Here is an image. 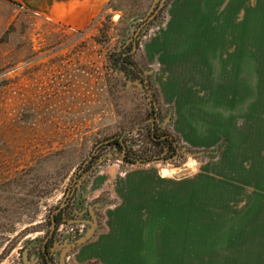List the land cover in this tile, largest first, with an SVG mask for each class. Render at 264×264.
<instances>
[{
	"label": "rangeland",
	"instance_id": "rangeland-1",
	"mask_svg": "<svg viewBox=\"0 0 264 264\" xmlns=\"http://www.w3.org/2000/svg\"><path fill=\"white\" fill-rule=\"evenodd\" d=\"M97 2L0 0V264H264V0Z\"/></svg>",
	"mask_w": 264,
	"mask_h": 264
},
{
	"label": "crops",
	"instance_id": "crops-1",
	"mask_svg": "<svg viewBox=\"0 0 264 264\" xmlns=\"http://www.w3.org/2000/svg\"><path fill=\"white\" fill-rule=\"evenodd\" d=\"M48 20L83 28L96 16L97 0H14ZM100 2V0H99ZM232 38V36H231ZM250 38V36H248Z\"/></svg>",
	"mask_w": 264,
	"mask_h": 264
},
{
	"label": "trees",
	"instance_id": "trees-1",
	"mask_svg": "<svg viewBox=\"0 0 264 264\" xmlns=\"http://www.w3.org/2000/svg\"><path fill=\"white\" fill-rule=\"evenodd\" d=\"M133 48V44L130 43L124 47H122L121 49H119V51L115 52L114 56H115V60H114V64L112 65V69L114 70V72L119 73L121 76H125L127 77L126 72L124 71V66L127 63V60L131 57L128 54L132 51ZM124 73V74H122ZM151 136L154 140V142L159 143L160 145H164L165 148H167L168 150H172V152H175L176 145H175V141L169 140V139H162V135L158 134L157 131L151 130ZM122 142L120 139H115L112 140L111 145H115V146H121ZM126 160L130 163H136L137 161H135V159H131L129 154L127 153L126 155ZM134 160V161H133ZM145 161V160H142ZM59 217H57V226L59 225Z\"/></svg>",
	"mask_w": 264,
	"mask_h": 264
},
{
	"label": "flooded vegetation",
	"instance_id": "flooded-vegetation-1",
	"mask_svg": "<svg viewBox=\"0 0 264 264\" xmlns=\"http://www.w3.org/2000/svg\"><path fill=\"white\" fill-rule=\"evenodd\" d=\"M133 49H134V44H133V48H132V51L128 54L129 56H131L128 60H127V63L125 64V66H124V71L126 72V74H127V76L128 75H130V74H128L129 72L131 73V75H130V77H134V78H138L140 81H142L144 84H145V78H144V76H143V73H142V71L139 69V67L137 66V64H135L134 63V61L132 60L133 59V56L135 55V53H136V51L138 50H136L134 53H133ZM129 77V76H128ZM145 87H146V89H147V86H149V85H147V84H145L144 85ZM150 87V86H149ZM150 89H151V87H150ZM148 90V89H147ZM149 92V91H148ZM152 99L154 100L155 99V95L154 94H152ZM155 103V102H154ZM158 117H156V119H157ZM156 119H155V121L152 123L153 124V126L151 127V129L150 130H154V131H157V133L158 134H161L162 135V139H169V140H171L172 141V139H171V137H170V135H169V133L165 130V129H162V128H160L159 127V125L157 124L156 125V123H157V121H156ZM171 152H172V150H170ZM57 217H59V214H57L56 216H55V220H56V226H57ZM59 221H61V218L59 217ZM53 224V223H52ZM59 225H60V222H59ZM58 225V226H59ZM57 226V227H58ZM45 249H46V244L44 245V250H43V255H46V261H47V264H50L49 263V257L47 256V254H48V252H46L45 251Z\"/></svg>",
	"mask_w": 264,
	"mask_h": 264
},
{
	"label": "water",
	"instance_id": "water-1",
	"mask_svg": "<svg viewBox=\"0 0 264 264\" xmlns=\"http://www.w3.org/2000/svg\"><path fill=\"white\" fill-rule=\"evenodd\" d=\"M166 2H167V0H162V2H161V4H160V7H159V9L158 10H160L161 8H163V6L166 4ZM156 14V13H155ZM155 14L153 15V16H155ZM152 16V17H153ZM150 20H151V18H150ZM149 24V21H147L146 23H144L142 26H141V28H140V31L143 29V28H145L147 25ZM139 31V32H140ZM138 32V33H139ZM137 40H135L134 41V49H133V53L137 50ZM119 74V73H118ZM122 74H124V73H122ZM120 75V74H119ZM126 79H127V77H125ZM130 82V81H129ZM141 81L139 80V81H137V82H133L134 84H139ZM147 89H148V91H149V93L151 94V89H150V87L149 86H147ZM151 96H152V94H151ZM110 141H108V143H109ZM151 162H153V161H151ZM150 162V163H151ZM139 165H147L148 163L147 162H145V161H142V162H139L138 163ZM176 170H181L180 168H177ZM58 211H60V209H58ZM52 223H53V229L55 228V223H56V220H55V216L53 215V218H52Z\"/></svg>",
	"mask_w": 264,
	"mask_h": 264
},
{
	"label": "bare ground",
	"instance_id": "bare-ground-1",
	"mask_svg": "<svg viewBox=\"0 0 264 264\" xmlns=\"http://www.w3.org/2000/svg\"><path fill=\"white\" fill-rule=\"evenodd\" d=\"M173 171V170H172ZM172 171H170V168L169 167H166V168H162L161 169V174H164L163 176H165L166 174H169V175H172V174H170V173H172ZM168 175V176H169ZM162 176V175H161Z\"/></svg>",
	"mask_w": 264,
	"mask_h": 264
}]
</instances>
